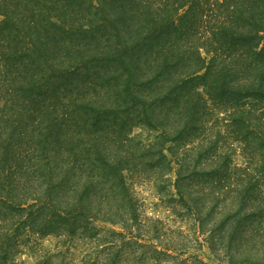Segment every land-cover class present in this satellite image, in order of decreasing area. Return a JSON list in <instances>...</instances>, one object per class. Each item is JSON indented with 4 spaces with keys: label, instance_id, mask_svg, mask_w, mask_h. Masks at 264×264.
<instances>
[{
    "label": "trees",
    "instance_id": "trees-1",
    "mask_svg": "<svg viewBox=\"0 0 264 264\" xmlns=\"http://www.w3.org/2000/svg\"><path fill=\"white\" fill-rule=\"evenodd\" d=\"M175 216L264 264V0H0V264H179Z\"/></svg>",
    "mask_w": 264,
    "mask_h": 264
},
{
    "label": "rangeland",
    "instance_id": "rangeland-1",
    "mask_svg": "<svg viewBox=\"0 0 264 264\" xmlns=\"http://www.w3.org/2000/svg\"><path fill=\"white\" fill-rule=\"evenodd\" d=\"M2 19L3 17H1V20ZM71 64L72 62L68 63V65ZM80 79H86V76ZM135 134H141L143 137H151L153 135L148 130L139 128L135 129ZM236 149V154L234 155L235 163L244 165L245 159L242 156V152L239 147ZM144 197L148 199L146 202L148 213H156L153 206L159 203L158 199L153 198V196L147 197V195H144ZM167 215L171 217V214ZM171 220L170 226L173 230H179L183 233L186 239L184 244L188 247L185 252L179 254V264H228V260L230 261V259L225 253L226 246L228 248L230 245V240H226V243L222 245L218 243V250L214 252L211 250L210 244L205 241V237L199 233L198 225L193 219L175 216L172 217ZM103 227L105 228L104 233L108 234L111 227ZM224 232L226 233V230ZM32 243L35 246V243ZM38 243L40 246L39 257H33L31 255L32 246L28 244L24 248H21L24 252L17 256L18 264H41L45 261H47L45 264H84L83 261L85 258L88 256L90 257L91 254L94 253L92 247L85 244L86 241H81L79 239L44 238L40 239ZM122 264H131V261L127 259Z\"/></svg>",
    "mask_w": 264,
    "mask_h": 264
}]
</instances>
